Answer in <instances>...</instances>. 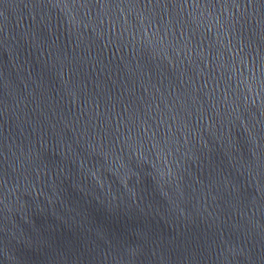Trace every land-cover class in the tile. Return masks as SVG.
<instances>
[{
	"label": "water",
	"instance_id": "95a60500",
	"mask_svg": "<svg viewBox=\"0 0 264 264\" xmlns=\"http://www.w3.org/2000/svg\"><path fill=\"white\" fill-rule=\"evenodd\" d=\"M0 264H264V0H0Z\"/></svg>",
	"mask_w": 264,
	"mask_h": 264
}]
</instances>
